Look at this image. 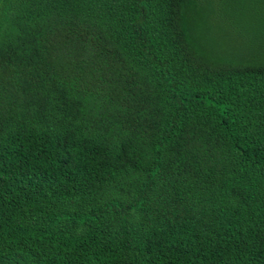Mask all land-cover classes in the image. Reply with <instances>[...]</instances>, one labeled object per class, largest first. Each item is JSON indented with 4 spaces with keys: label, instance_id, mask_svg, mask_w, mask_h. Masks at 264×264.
<instances>
[{
    "label": "trees",
    "instance_id": "trees-1",
    "mask_svg": "<svg viewBox=\"0 0 264 264\" xmlns=\"http://www.w3.org/2000/svg\"><path fill=\"white\" fill-rule=\"evenodd\" d=\"M0 264H264V0H0Z\"/></svg>",
    "mask_w": 264,
    "mask_h": 264
}]
</instances>
